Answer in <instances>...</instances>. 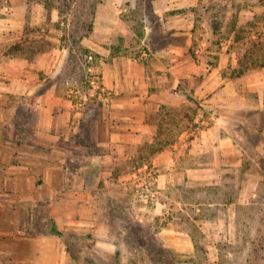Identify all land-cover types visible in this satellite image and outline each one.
<instances>
[{
  "label": "rangeland",
  "instance_id": "1",
  "mask_svg": "<svg viewBox=\"0 0 264 264\" xmlns=\"http://www.w3.org/2000/svg\"><path fill=\"white\" fill-rule=\"evenodd\" d=\"M170 45L185 49L190 74L164 87L186 102H133L153 131L106 159L94 141L117 120L118 94L97 48L113 64ZM262 63L264 0H0V143L29 140L48 116L54 139L42 141L70 153L61 264H264ZM28 75L40 102L13 93ZM78 113L69 140L60 130Z\"/></svg>",
  "mask_w": 264,
  "mask_h": 264
},
{
  "label": "crops",
  "instance_id": "2",
  "mask_svg": "<svg viewBox=\"0 0 264 264\" xmlns=\"http://www.w3.org/2000/svg\"><path fill=\"white\" fill-rule=\"evenodd\" d=\"M174 8L176 7L172 5L163 10ZM168 20L162 19L163 22ZM107 47L102 46L97 50H101L106 56L102 60L105 82L118 94L114 109L119 111L116 113L119 122H111L109 119L107 138L98 137L94 143H98L100 152L107 150L102 154L106 159L115 160L121 154L116 148L122 147L123 150L126 146H133L138 143V139H143L144 134L153 131L145 121V111L141 117L131 115L129 109L132 108L133 102L143 105L145 100L151 99L170 107L182 105L186 98L175 91V85L170 88H165L164 85L175 82V79L181 78L180 75L184 77L186 70L189 75L190 71L187 69L188 62L183 58V47L170 45L154 49L150 59H147L144 53L141 58L130 61L114 58L113 64ZM30 82L29 75L26 79H21L24 92L13 93L40 102L45 95L36 94ZM148 85L158 88L150 93L146 89ZM131 86L136 90L133 94L130 91ZM45 109L47 116L50 108ZM82 116L84 113H78L72 116L70 125H62L60 132L66 134L65 138H77L78 128L84 124ZM92 124L97 125L98 120L91 122ZM65 127L67 130L64 132ZM51 128L52 124L47 116L38 126L30 125L27 138L29 140L22 143H0V264H61L64 260L62 239L54 232H46L45 229L47 223L53 221L52 225L55 224L62 231L59 223V217L62 216L59 212H62L60 208L64 200L63 192L72 190L68 185L67 168L64 166L70 153L68 149L61 148L56 143L42 141L54 139ZM198 143L208 147L209 142L203 139ZM56 150H59V153H55ZM54 154L60 158L56 159ZM108 173L111 176V171ZM53 196H58L56 201ZM41 205L44 211L42 216L38 217L35 212ZM50 206L48 217L46 207ZM37 220L44 231L32 228V224Z\"/></svg>",
  "mask_w": 264,
  "mask_h": 264
},
{
  "label": "trees",
  "instance_id": "3",
  "mask_svg": "<svg viewBox=\"0 0 264 264\" xmlns=\"http://www.w3.org/2000/svg\"><path fill=\"white\" fill-rule=\"evenodd\" d=\"M249 66L252 67V65H249ZM249 66L247 65V66L244 68V70H242L241 73L243 74L245 71H247L248 68H249ZM261 66L264 67V63H262ZM146 164H147V162H146V163H142L141 166H144V165H146ZM52 232H54L55 234H57V235H58L63 241H65V242H66V238L69 237V235H67L65 232L59 230L56 226H55V227H52ZM162 262H167V261H165L164 259H162ZM167 264H171V263H168V262H167Z\"/></svg>",
  "mask_w": 264,
  "mask_h": 264
},
{
  "label": "built area",
  "instance_id": "4",
  "mask_svg": "<svg viewBox=\"0 0 264 264\" xmlns=\"http://www.w3.org/2000/svg\"><path fill=\"white\" fill-rule=\"evenodd\" d=\"M92 58V57H91ZM93 85H94V87H97V88H101L100 87V85H99V83H97L95 80H93ZM103 90H104V88H103ZM102 95V94H101Z\"/></svg>",
  "mask_w": 264,
  "mask_h": 264
}]
</instances>
